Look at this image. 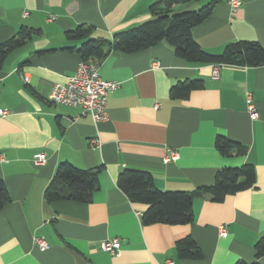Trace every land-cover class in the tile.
Wrapping results in <instances>:
<instances>
[{
	"label": "crops",
	"instance_id": "obj_1",
	"mask_svg": "<svg viewBox=\"0 0 264 264\" xmlns=\"http://www.w3.org/2000/svg\"><path fill=\"white\" fill-rule=\"evenodd\" d=\"M157 1L0 0V44L22 28L38 30L0 67V111H8L0 116V181L9 196L0 209V264H264V255L255 256L264 238V65H221L213 78L216 65L188 62L162 42L96 62L101 79L118 83L106 96L104 122L49 100L52 87L71 77L81 61L61 50L82 43L68 40L67 31L86 25L91 37L110 39L149 20ZM210 1L175 5L173 11H195ZM191 36L213 55L233 41H256L264 49V0H241L235 11L218 0ZM187 80H200L203 88L171 99L170 88ZM245 92L257 119L248 114ZM217 136L243 151L220 155ZM171 151L177 159L165 162ZM40 153L46 160L36 164ZM65 162L100 168L90 203L45 202V188ZM245 164L254 167L253 186L221 202L195 198L185 225H143L145 206L130 202L116 184L121 171L137 169L149 172L161 191L192 192L212 185L221 168ZM220 225L226 237L219 236ZM37 237L48 248L37 247ZM186 237L200 259L178 256L176 244ZM114 238L121 244L118 255L102 251L101 241Z\"/></svg>",
	"mask_w": 264,
	"mask_h": 264
},
{
	"label": "trees",
	"instance_id": "obj_2",
	"mask_svg": "<svg viewBox=\"0 0 264 264\" xmlns=\"http://www.w3.org/2000/svg\"><path fill=\"white\" fill-rule=\"evenodd\" d=\"M201 0H159L149 7L151 18L132 28L115 33L110 39L91 37L92 27L78 25L65 33L68 40L81 41L78 47L63 48L75 53L81 61L101 62L108 54L134 53L159 43L172 46L177 57L188 62L209 65H235L259 67L264 65V49L256 41H233L220 54L204 52L192 39L191 29L204 21L213 11L218 0H212L195 11L174 12L179 4ZM38 30L22 28L16 35L0 44V67L15 48L22 46ZM203 88L200 80L178 82L170 88L171 99H186L191 92ZM215 148L222 156H229L235 150L242 152L237 143L223 136H217ZM100 168L80 169L69 163H59L53 177L45 188V202L73 201L90 203L92 194L99 188ZM255 183L252 165L221 168L215 174L210 186L198 187L192 192L161 191L153 183L149 172L125 169L118 175L117 187L132 203L145 206L141 215L143 225L169 224L185 225L192 221V202L195 198L209 197L221 202L228 195L248 189ZM9 202L8 192L0 181V209ZM180 258L198 260L201 252L188 237L176 244ZM264 255V238L255 245L256 259ZM235 264H246L238 261ZM249 264H261L258 261Z\"/></svg>",
	"mask_w": 264,
	"mask_h": 264
},
{
	"label": "built area",
	"instance_id": "obj_3",
	"mask_svg": "<svg viewBox=\"0 0 264 264\" xmlns=\"http://www.w3.org/2000/svg\"><path fill=\"white\" fill-rule=\"evenodd\" d=\"M231 11H235L241 5V0H227ZM52 20L51 18L49 19ZM219 66H215L212 72L213 78H217ZM118 83L101 79L98 72V64L92 61H80L76 66L74 74L67 78L64 83L55 84L49 94V100L53 104L77 107L83 115H89L94 123L104 122L107 119L106 96L115 90ZM247 111L251 119H257L258 113L253 103L251 94L245 92ZM156 105L155 107H157ZM8 111H0V116L5 117ZM91 145H99L97 139L91 141ZM177 154L173 151L164 157L165 162L175 161ZM46 158L44 154H37L34 162L43 164ZM0 161L2 155L0 154ZM220 237H226L227 230L223 225L218 227ZM34 243L40 249L48 248V244L42 238H34ZM120 241L117 238L101 241L100 248L110 255H118L120 252ZM163 264H174L171 259H166Z\"/></svg>",
	"mask_w": 264,
	"mask_h": 264
}]
</instances>
